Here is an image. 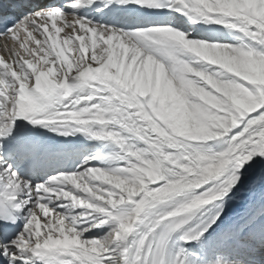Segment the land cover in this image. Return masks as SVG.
I'll return each mask as SVG.
<instances>
[{"label": "snow or ice", "instance_id": "6c2138e0", "mask_svg": "<svg viewBox=\"0 0 264 264\" xmlns=\"http://www.w3.org/2000/svg\"><path fill=\"white\" fill-rule=\"evenodd\" d=\"M0 38V264H264V0H0Z\"/></svg>", "mask_w": 264, "mask_h": 264}]
</instances>
